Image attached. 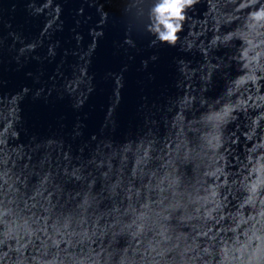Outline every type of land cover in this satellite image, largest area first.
<instances>
[{"label": "water", "instance_id": "95a60500", "mask_svg": "<svg viewBox=\"0 0 264 264\" xmlns=\"http://www.w3.org/2000/svg\"><path fill=\"white\" fill-rule=\"evenodd\" d=\"M121 7L0 0V156L38 217L76 216L87 199L103 227L154 204L177 145L193 146L220 123L221 218L206 239H228L232 217L252 214L249 161L264 156V79H250L245 10L201 0L186 21L188 40L155 48L142 18ZM225 109L227 118L212 119ZM179 171L198 179L194 163Z\"/></svg>", "mask_w": 264, "mask_h": 264}, {"label": "clouds", "instance_id": "9594fccd", "mask_svg": "<svg viewBox=\"0 0 264 264\" xmlns=\"http://www.w3.org/2000/svg\"><path fill=\"white\" fill-rule=\"evenodd\" d=\"M200 2L121 0V12L142 18L149 47L176 48L188 40L186 21ZM230 2L236 11L245 10V56L251 57L255 73L250 79L258 82L264 79V0ZM228 115L225 109L212 119L223 121ZM222 141L220 123H215L193 146L178 144L156 184L155 203H144L128 223L118 218L103 227L89 215L87 199L76 216L38 217L36 205L24 198L23 181L0 156V264H264V156L249 161L252 214L232 217L228 239H206L212 235L211 224L221 218L222 184L215 181L224 172ZM187 163H194L199 173L195 183L179 171ZM101 240L107 243L98 244ZM26 249L33 255L26 256Z\"/></svg>", "mask_w": 264, "mask_h": 264}]
</instances>
